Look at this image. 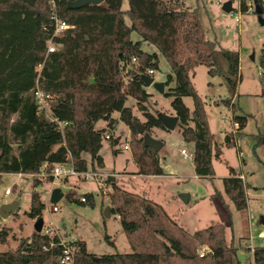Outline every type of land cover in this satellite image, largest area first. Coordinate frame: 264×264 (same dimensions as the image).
Listing matches in <instances>:
<instances>
[{"label": "trees", "instance_id": "16d2710c", "mask_svg": "<svg viewBox=\"0 0 264 264\" xmlns=\"http://www.w3.org/2000/svg\"><path fill=\"white\" fill-rule=\"evenodd\" d=\"M68 1L71 0H0V175L35 174L44 162L49 168L66 160L68 153L76 171L87 169L85 153L90 155L91 166H101L99 149L117 122L112 117L114 111L131 134L138 133L136 117L124 105L127 96L133 97L143 112L145 131L151 127L166 130L144 105L149 93L143 88L140 75L147 68L157 67L156 53L140 48L141 41H145L155 46L170 66L164 85L172 80L174 85L164 94L171 96V110L177 116L176 126L180 127L182 139L193 142L194 173L199 177L212 176V163L219 159L221 149L209 129L204 102L190 77L194 67L203 64L207 73L220 76L233 94L240 78L238 53L217 48L214 41L205 38L196 9L184 6L183 0H127L129 24L123 20L121 0H103L79 8L69 7ZM256 1L262 7L261 0ZM240 9L245 11L246 6L241 3ZM52 14L69 27L53 35ZM132 30L140 40L129 39ZM49 39L57 44L51 52H47ZM36 89L50 96L46 109L36 104ZM183 96L192 98L191 109L184 104ZM222 102L228 106L227 99ZM232 117L237 129H242L246 116ZM53 118L65 122L61 129ZM99 119L106 122L100 129L95 128ZM110 142L113 144L112 138ZM233 142L228 137L225 144ZM128 146L138 174H163L158 151L143 145L142 134L130 136ZM106 180L112 187L110 211L119 216L129 240L145 224L168 244L160 242L162 254L137 250L131 244L133 250L129 252L96 255L86 250L83 240L77 239L73 264H160L161 255L173 253L188 259L205 258L210 264H241L236 258L237 248L225 242L222 223H212L190 235V240L210 248L199 257L181 239L167 233L163 221H172L160 204L118 187L110 177ZM41 181L32 177L33 188ZM244 184L240 174L228 167V175L222 177L223 190L238 209L246 207ZM66 195L70 197L69 193ZM84 195L85 201L91 197L89 193ZM42 209L44 204L33 190L26 214L35 219L41 217ZM5 241L3 230L0 243ZM59 255L56 237L33 231L20 239L17 247L0 251V264H61ZM252 260L253 264H264V245L253 248Z\"/></svg>", "mask_w": 264, "mask_h": 264}, {"label": "rangeland", "instance_id": "374dc122", "mask_svg": "<svg viewBox=\"0 0 264 264\" xmlns=\"http://www.w3.org/2000/svg\"><path fill=\"white\" fill-rule=\"evenodd\" d=\"M173 0H165V2ZM226 0H183L184 6L196 9L198 19L205 38L215 42L217 48L233 50L238 53L239 82L233 94L229 92L220 76H210L207 67L197 64L191 74V82L197 94L204 102L205 116L215 141L220 144L221 155L213 160L214 174L208 177L195 175L192 160L184 157L180 149L192 153L193 142L185 141L180 134V127L161 129L151 127L149 134L162 140L163 146L158 151L163 174L141 175L132 160L128 146L130 136L138 137L139 133L131 134L129 127L118 119V112L112 117L117 119L113 128L107 133L112 138H103L99 154L101 166H91L90 155L85 153L88 172L113 173L110 178L125 190L134 192L158 203L172 222L163 221L169 230L168 234L181 239L194 253L199 246L206 245L190 240V235L212 223L224 225V239L229 245L236 247V258L241 264H253L252 252L256 246L264 245V0L263 13L259 16L248 11L253 0H231V11L225 12L221 5ZM243 3L246 10L242 11ZM127 0H121L123 20L129 24L125 13ZM132 42L140 40L139 34L132 30L129 34ZM141 50L155 52L157 67L150 76L153 81H165L170 66L160 51L150 43L141 41ZM135 66L130 64L129 66ZM39 68V67H38ZM174 81L164 85L163 92H158L152 84L144 86L149 93L144 102L145 109L155 116L160 113L174 114L171 110V96L164 94ZM184 104L191 109L192 98L182 97ZM229 101L228 106L222 100ZM124 105L131 109L136 122L143 123L146 119L143 112L136 106V100L127 96ZM243 114L246 123L240 130L232 125L230 117ZM225 116L227 120H223ZM192 125V123H189ZM106 126L105 120L99 119L95 128ZM233 143L226 145V137ZM116 140L117 142H114ZM126 146V147H125ZM115 151V152H114ZM233 167L244 175L246 207L238 209L225 194L222 177L228 174V167ZM109 177V176H108ZM241 177V175H240ZM41 184L33 188L32 177L17 173L0 175V204L17 200L15 211L5 218L0 217V231H6V241L0 243V251L17 247L20 239L29 236L33 231L35 219L28 217L26 212L30 206V195L35 190L44 204L41 211L43 223H51L65 240H83L86 250L96 255L114 254L137 250H149L162 254L160 242L168 241L157 231L145 226L132 233L130 240L122 229L119 216L104 209L111 203L109 194L110 183L102 184L92 176L69 175L66 179H54L53 183L41 179ZM111 182V180H110ZM9 187L10 193L3 191ZM58 187L63 195L51 202L48 189ZM69 193L70 197L66 194ZM91 194L90 202H80L81 196ZM186 194L187 198H181ZM52 205L56 210L52 211ZM132 244V245H131ZM248 250H247V249ZM160 264H210L208 259H188L178 254L161 255Z\"/></svg>", "mask_w": 264, "mask_h": 264}, {"label": "built area", "instance_id": "2783aa9c", "mask_svg": "<svg viewBox=\"0 0 264 264\" xmlns=\"http://www.w3.org/2000/svg\"><path fill=\"white\" fill-rule=\"evenodd\" d=\"M247 9H248V11H252L254 9V6L249 5ZM51 18H52L53 24H54L53 35H56V34L60 33L62 30L69 27V25L66 22H64L63 20H60L56 14H52ZM55 49H57V44L55 42H53L52 39H49L48 43H47V52L54 51ZM131 61L135 62L136 58L132 57ZM40 66L41 65H39L38 67L40 68ZM152 73H153V69L147 68L141 74H146V75L150 76V74H152ZM49 97L50 96L48 94L43 93L39 89H36L34 91V98H35L36 104L40 108L46 109V99ZM53 119L56 121L57 126L60 129L65 124V122L60 121V120H56V118H53ZM222 119L227 120V118L225 116H222ZM230 120L232 121V125L234 127L238 126L237 122L234 121L233 117H230ZM105 138H109V135L106 134ZM180 152L184 157H190V158L192 157V153H188L184 148H181ZM65 158H66V160H64L62 162H55L49 168H47V164H46V162H44L41 165L39 171L35 174H33V173H27V174L17 173V174L18 175H27L29 177H37L40 179L50 178L49 181L52 183H53L54 179H59V178L60 179H66L67 176H69V175L82 176L83 178L92 176L95 180H97V182H102V184H104V185L109 183L106 180L108 178V176L110 177L113 175V173L103 174L101 172H95V171L94 172H88L86 170L85 171H76L73 167V164L71 161V156L69 155V153L67 154V156ZM51 190L52 189H50V188L48 189V196L49 197H50ZM3 193L9 194L10 193L9 187H6L3 191ZM79 200L81 202H84L85 197L81 196ZM51 210L52 211L56 210V206L52 205ZM40 232L49 236V237H56L57 244L60 247L59 262L61 264H73L74 255H75V251H76V245H75L73 239H70V240L62 239V237L60 236L59 230L57 228H55L51 223H47V224L42 223V227H41ZM252 250L253 249H251V252H252ZM209 251H210V248L208 246L202 245L196 249V254L199 257H203Z\"/></svg>", "mask_w": 264, "mask_h": 264}, {"label": "water", "instance_id": "95a60500", "mask_svg": "<svg viewBox=\"0 0 264 264\" xmlns=\"http://www.w3.org/2000/svg\"><path fill=\"white\" fill-rule=\"evenodd\" d=\"M102 1L103 0H71V1H68L67 5L71 8H79V7H82V6L87 5V4H98ZM253 6H254V9H253L254 12L260 16L262 13L261 5H259L256 0H253ZM221 9L224 10L225 12H230L232 9L231 0H226L225 2H223L221 5ZM259 21H260V23L264 22V20L261 18H259ZM140 79H141L142 84L144 86H149L150 84H152L153 87L158 92H160V93L163 92L164 81H153V77L146 75V74H141ZM157 117L166 129H173L176 126V123H177V116L176 115H167L164 113H160ZM134 125L136 126L138 133L142 134L143 145L151 147L155 151H159L161 149V147L163 146V141L153 138L149 134V132L145 131V125L143 123L135 122ZM226 139L228 140V136L226 137ZM115 142H116V140H115ZM62 195H63V193L61 192L60 188H58V187L52 188L49 200L51 202H56ZM181 198L186 200L187 195L182 194ZM17 206H18L17 200L2 202L0 204V217L5 218L8 215L12 214L15 211V209L17 208ZM109 211H110V208L106 207L104 209V214L109 215ZM42 223H43V221H42L41 217L35 218V220L33 222L34 231L40 232L41 227H42Z\"/></svg>", "mask_w": 264, "mask_h": 264}, {"label": "crops", "instance_id": "0c3cea01", "mask_svg": "<svg viewBox=\"0 0 264 264\" xmlns=\"http://www.w3.org/2000/svg\"><path fill=\"white\" fill-rule=\"evenodd\" d=\"M173 112V111H172ZM170 115H172V114H170ZM174 115V114H173ZM106 123V122H105ZM168 130V129H167ZM114 142H115V140H114ZM117 142V141H116ZM164 143V142H163ZM219 146H220V144H219ZM162 148V147H161ZM221 149V148H220ZM221 155V154H220ZM220 158V157H219ZM159 161H160V159H159ZM213 164V163H212ZM162 167V166H161ZM228 167V166H227ZM233 168V167H232ZM163 170V169H162ZM213 170H214V166H213ZM237 173H239L240 175H241V177L244 179L245 177H244V175L241 173V169H240V171H238ZM141 175H143V174H141ZM228 175V174H227ZM226 175V176H227ZM145 176V175H144ZM224 177V176H223Z\"/></svg>", "mask_w": 264, "mask_h": 264}]
</instances>
